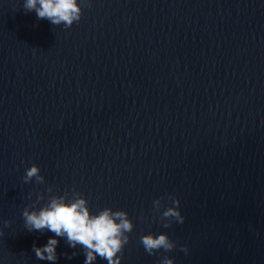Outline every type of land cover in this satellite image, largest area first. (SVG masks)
<instances>
[{
	"label": "water",
	"instance_id": "95a60500",
	"mask_svg": "<svg viewBox=\"0 0 264 264\" xmlns=\"http://www.w3.org/2000/svg\"><path fill=\"white\" fill-rule=\"evenodd\" d=\"M25 3L0 0V264H84L33 250L55 234L22 212L60 195L127 211L120 264H264V0Z\"/></svg>",
	"mask_w": 264,
	"mask_h": 264
},
{
	"label": "clouds",
	"instance_id": "9594fccd",
	"mask_svg": "<svg viewBox=\"0 0 264 264\" xmlns=\"http://www.w3.org/2000/svg\"><path fill=\"white\" fill-rule=\"evenodd\" d=\"M25 7L29 10L34 9L38 18H47L52 24L65 22L67 26H71L74 20L78 21L81 18L77 0H26ZM39 172V166L32 164L26 169L25 177L42 179ZM169 214L181 217L179 201L176 210L165 213ZM22 216L28 231L47 228L55 234L49 237L42 247L33 245L37 258L53 262L59 258L56 251L59 244L57 237H66L70 247L74 249L77 245L83 247L84 264H93L98 256L106 259L108 264H120L121 258L117 253L128 243L129 236L126 233H130L134 227L126 210L113 211L112 208L105 207L94 214L86 196L76 198L55 196L38 211L25 208ZM141 242L149 252L162 245L171 247L164 234L159 236L146 234L141 238ZM167 264L173 262L169 260Z\"/></svg>",
	"mask_w": 264,
	"mask_h": 264
}]
</instances>
